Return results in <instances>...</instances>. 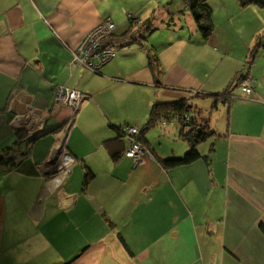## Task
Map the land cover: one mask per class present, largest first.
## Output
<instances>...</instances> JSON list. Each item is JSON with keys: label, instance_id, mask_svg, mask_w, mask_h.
Wrapping results in <instances>:
<instances>
[{"label": "crops", "instance_id": "crops-1", "mask_svg": "<svg viewBox=\"0 0 264 264\" xmlns=\"http://www.w3.org/2000/svg\"><path fill=\"white\" fill-rule=\"evenodd\" d=\"M108 1L0 0V248L14 264H264V48L247 73L252 95L238 86L235 101L213 104L264 47V24L244 21L235 57L241 12L213 14L203 41L190 12L161 9L163 19L150 12L141 30L145 47V28L167 31L155 47L159 71L142 47L123 50L138 43L133 35L110 42L117 56L98 72L75 66L86 35L114 22ZM59 89L86 98L78 110L56 105ZM181 101L218 137L199 147L209 160L168 169L162 160L189 151L181 122L147 128L156 104ZM210 105L218 125L205 116ZM131 127L147 129L140 139L154 159L125 156ZM12 219L33 232L7 236Z\"/></svg>", "mask_w": 264, "mask_h": 264}, {"label": "rangeland", "instance_id": "rangeland-1", "mask_svg": "<svg viewBox=\"0 0 264 264\" xmlns=\"http://www.w3.org/2000/svg\"><path fill=\"white\" fill-rule=\"evenodd\" d=\"M127 0H112V1H108L105 2L103 5L106 6L107 8H110L111 11L114 12H110L113 14V21L115 22V24L118 26L119 31L122 30L123 25L127 23L128 21V16L130 13H134L136 16V18L132 19L131 22V26L128 27V29L126 30L125 33H117V35L113 34V36L111 37V41L113 40H117L118 38L120 39H124L127 36H135L134 41L138 42V43H134L132 44V46H130L131 49L129 48H124L123 50L126 51H137L140 47H142L141 51H143V32L141 34V30H143V24L144 21L143 19L145 18V16L147 15V18L150 15V12H154L156 13L155 18L156 19V23L160 22L161 19H163L164 13L163 12H158L161 9L162 10H167L169 8H171V12H190V11H186L185 7H184V3L183 0H130L131 4V9H126V5L125 3L122 2H126ZM187 3V1H185ZM209 6L212 9L213 14L216 13V15H219L220 12H241L238 13L237 15L234 16L235 21H234V28L232 31V36H235L234 38H230V40H234V53L235 57H238L241 49L239 47V45L243 42V38L238 36L240 32V30H243L244 28V21H253L251 23V26H257L258 22L263 23L264 24V8L256 6V5H250L248 7H241V5L238 3L237 0H209ZM219 13V14H218ZM169 17V15L167 16ZM219 20H222V16H219ZM218 25V24H217ZM220 26V23H219ZM231 26H233V23L231 24ZM239 28V29H238ZM144 36H148L149 38V45H153L154 47H158L161 43H163L164 41L162 40V38L160 37L161 35L165 34L167 31L164 30H156L154 32L153 28L152 29H144ZM179 33V32H178ZM184 33L187 35L186 30L184 31ZM181 35V32L179 33ZM161 39V40H160ZM151 42V43H150ZM140 44V45H139ZM155 44V45H154ZM186 57V53L183 55V57ZM144 58H147L146 56ZM131 61H136L138 62L137 58H134ZM202 62H205V65L208 63L207 59H203ZM144 63V62H143ZM204 65V67H205ZM79 67H83V66H79ZM85 69H87L85 66L83 67ZM89 70V69H87ZM241 85V84H240ZM240 91V88H238L237 92ZM59 91L55 90V102L57 101V96H58ZM78 95V94H77ZM80 96H82V98H86V96L79 94ZM82 99V101L84 100ZM195 101V100H194ZM56 105H63L66 106L65 101L63 100L62 103H57ZM80 105V104H79ZM68 106V105H67ZM70 107H72L74 110H76L75 108V104L74 103H70L69 104ZM207 118L212 120V125H218L219 121L223 122V119H220L219 117V112L218 110L214 111L212 109V106L210 105V113L205 115ZM214 128V127H213ZM138 129V128H136ZM157 132V129H155L154 131H152L151 133ZM129 135V137L135 141L136 145H140V150H139V155L138 157L141 158V160L139 162H137V164L143 163V161L147 160L144 155H143V150L144 153H146V149L147 147L143 144V140L140 139L141 133L139 134H133L131 132H129V134L125 133L123 137H125L127 139V136ZM142 137V136H141ZM128 143L129 140L127 139ZM130 145V143H129ZM151 154V153H150ZM126 156V155H125ZM155 155L151 154L150 158L154 159ZM18 220L21 219H12V220H8L4 225V231L3 233L8 234L7 236H12V235H24V234H28L29 232H33L34 227H29L27 222H22V224L19 223ZM23 224H27V229H24L22 227ZM59 226V225H58ZM80 231V230H79ZM6 236V235H5ZM78 237L84 238L86 239L88 237V232H86L85 230H83V233L81 232L80 235ZM5 248L2 250V248H0V264H14L15 261L6 253H4V251H10L11 248L9 246H4ZM23 251H27V247H25L23 249ZM28 253V252H26ZM57 253L59 254V251H57ZM27 257V254H26ZM39 260H45L46 261V256H41L40 259H37V262L33 263V264H43L42 262H39ZM59 263V262H56ZM16 264H22L21 260L16 263Z\"/></svg>", "mask_w": 264, "mask_h": 264}, {"label": "trees", "instance_id": "trees-1", "mask_svg": "<svg viewBox=\"0 0 264 264\" xmlns=\"http://www.w3.org/2000/svg\"><path fill=\"white\" fill-rule=\"evenodd\" d=\"M187 1L186 5L189 9L192 18L195 22L196 29L200 34V37L203 41H207L211 38L215 31V23L213 19V12L209 6V0H185ZM241 7H248L250 5H256L264 8V0H237ZM132 16H136L134 13H130ZM264 34H260L258 41L261 45ZM259 47L264 48L263 46H257L253 48L245 62L244 69L240 71L233 82L225 89L223 92L214 95V107H216L217 101L222 100L224 103H231L235 101L236 97L234 96L235 89L241 84L243 79L247 77V73L253 67ZM143 50L146 51L148 58V63L150 68L155 72L159 71L160 59L157 52H155V47H145L143 44ZM159 84V83H158ZM234 96V98H233ZM191 107L188 103L181 101L178 103H166V104H156L150 114L149 127H153L161 119L173 120L177 118L182 124V135L189 144V151L182 157H174L167 160H162L165 168H174L179 166H188L201 159L209 160L207 157L202 156L199 150L201 144L207 142L212 137H218V134L213 129L212 126L208 123L207 120H200L198 116L191 118V121L186 124L184 123L185 115L187 113L191 114ZM141 130V136L147 130ZM140 136V138H142ZM212 144V150H213ZM151 151V150H150ZM153 153V152H152ZM112 157L117 159L119 157L118 153H112ZM92 178V176H91ZM90 178V179H91ZM90 179H86L85 184L87 185ZM264 232V226L261 227Z\"/></svg>", "mask_w": 264, "mask_h": 264}, {"label": "built area", "instance_id": "built-area-1", "mask_svg": "<svg viewBox=\"0 0 264 264\" xmlns=\"http://www.w3.org/2000/svg\"><path fill=\"white\" fill-rule=\"evenodd\" d=\"M128 18L127 23L123 25V28L120 31L115 22L108 20L93 28L86 35L81 45L73 51V64L75 66H85L90 71L98 72L103 66L111 62L117 56V49L110 45L111 37L113 34L117 35V33H125L128 27L131 26L132 19L136 17L129 14ZM252 82V79L247 76L243 79L241 85H239L242 93L247 98L253 93ZM58 91L59 93L56 102L62 103L64 100L66 106H69L70 103H74L75 108L78 109L81 100L84 99L75 91H68V93H65L64 90L61 89ZM191 118L190 114L185 115L184 123L188 124L191 121ZM129 132L139 134L141 133V130L131 127L128 128L127 134H129ZM127 139L129 140L130 148L125 152V155L129 159H133L137 164V162L141 160V158L138 157L140 145H136L135 141L132 140L129 135L127 136ZM150 153L151 152L148 149H146V153H144L143 150V155L146 159H151L150 155L153 153Z\"/></svg>", "mask_w": 264, "mask_h": 264}, {"label": "water", "instance_id": "water-1", "mask_svg": "<svg viewBox=\"0 0 264 264\" xmlns=\"http://www.w3.org/2000/svg\"><path fill=\"white\" fill-rule=\"evenodd\" d=\"M81 102H82V100H81ZM76 110H78V109H76Z\"/></svg>", "mask_w": 264, "mask_h": 264}]
</instances>
